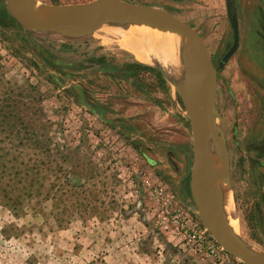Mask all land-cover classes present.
I'll list each match as a JSON object with an SVG mask.
<instances>
[{
	"label": "rangeland",
	"instance_id": "rangeland-1",
	"mask_svg": "<svg viewBox=\"0 0 264 264\" xmlns=\"http://www.w3.org/2000/svg\"><path fill=\"white\" fill-rule=\"evenodd\" d=\"M122 1L190 26L216 69L233 46L226 0ZM232 8L240 44L219 70L213 141L226 147L236 234L264 254V0ZM130 25L25 31L0 0V264L215 262L191 193L190 97L166 52L136 43L162 31ZM220 263L244 264L224 249Z\"/></svg>",
	"mask_w": 264,
	"mask_h": 264
},
{
	"label": "water",
	"instance_id": "water-1",
	"mask_svg": "<svg viewBox=\"0 0 264 264\" xmlns=\"http://www.w3.org/2000/svg\"><path fill=\"white\" fill-rule=\"evenodd\" d=\"M6 2L9 13L25 31H48L82 36L119 24H152L180 39L186 46V52L196 59L195 87L189 100H184L191 121L194 147L190 186L199 217L215 241L229 254L244 264H264V254L252 251L249 245L226 224L205 170V153L211 136L209 119L212 114L216 115L214 102L220 77L219 70H222L237 52L240 44L239 24L233 14L232 0H226V6L234 32V43L217 69L199 35L190 26L164 10L122 0H96L63 8L44 6L36 0ZM29 39L38 45L33 38ZM216 139L218 145L215 152L220 156L223 172L229 184L226 147L218 133Z\"/></svg>",
	"mask_w": 264,
	"mask_h": 264
},
{
	"label": "bare ground",
	"instance_id": "bare-ground-1",
	"mask_svg": "<svg viewBox=\"0 0 264 264\" xmlns=\"http://www.w3.org/2000/svg\"><path fill=\"white\" fill-rule=\"evenodd\" d=\"M50 10V9H49ZM52 11V10H50ZM129 27H135L133 29H138V28H157L160 29L152 24H133L132 26L130 25ZM127 28V27H125ZM125 28H121V29H116V30H122ZM161 30V29H160ZM162 32L156 33V35L159 36H163V37H157V38H144L142 40L136 41V43H140V45L142 46L141 49L144 48H149L151 51L153 48H157L161 51H165L166 55H168V57L166 58L167 60L164 61V63L162 64V62H160L162 67H168L169 71H170V77L172 79H174V81L176 82V84L178 83V87H180L181 90H184V92L186 93L187 96H191L193 89L195 87V83H196V75H197V70H196V62H195V58H193L191 55H189L186 52V46L180 41L179 38L175 37L172 34L166 33L163 30H161ZM135 43V44H136ZM148 50V49H147ZM138 53V52H137ZM153 53V52H152ZM139 54V53H138ZM150 54V53H149ZM149 56L151 55H142V52L140 51V56H137L138 60L142 61V62H148L151 60V62H153L154 60H152V58H150ZM163 57V55H161ZM189 57H192L193 59V66H192V73H189V69L187 68V64L189 61ZM149 59V60H148ZM158 62V61H157ZM156 63V62H155ZM159 63V62H158ZM190 68V67H189ZM212 114L210 116L209 119V127L211 129V136L209 139V144L207 146V150L205 153V170L209 176L210 179V183H211V187H212V191L215 197V200L217 202V205L220 208V211L226 221V224L228 225V227H230L235 233H236V225L234 226V205H233V193L231 191V188L225 178V174L223 172V167H222V163H221V159L220 156L217 154V152H215V148L217 146L218 142L216 140L213 141V130L214 128H216L217 126L215 125L216 121L213 117ZM219 124V123H218ZM220 128V127H218ZM216 130V129H215ZM216 139V138H214ZM215 142V144H213ZM215 145V146H214ZM214 148V152L216 153L217 156L214 157H218V163H214V165L211 166L210 164V159L212 157H210L211 154V150ZM212 156V155H211ZM216 160V161H217ZM213 161V159H212ZM252 251L259 253L260 252L250 246H248Z\"/></svg>",
	"mask_w": 264,
	"mask_h": 264
},
{
	"label": "built area",
	"instance_id": "built-area-1",
	"mask_svg": "<svg viewBox=\"0 0 264 264\" xmlns=\"http://www.w3.org/2000/svg\"><path fill=\"white\" fill-rule=\"evenodd\" d=\"M209 250L215 259L213 264H221L220 253L223 251V248L215 242L214 244L209 245Z\"/></svg>",
	"mask_w": 264,
	"mask_h": 264
},
{
	"label": "crops",
	"instance_id": "crops-1",
	"mask_svg": "<svg viewBox=\"0 0 264 264\" xmlns=\"http://www.w3.org/2000/svg\"><path fill=\"white\" fill-rule=\"evenodd\" d=\"M261 6H263V5H261Z\"/></svg>",
	"mask_w": 264,
	"mask_h": 264
}]
</instances>
